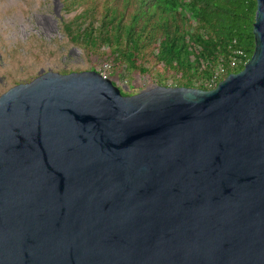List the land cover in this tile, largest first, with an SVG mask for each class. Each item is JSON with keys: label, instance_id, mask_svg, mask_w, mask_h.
<instances>
[{"label": "water", "instance_id": "obj_1", "mask_svg": "<svg viewBox=\"0 0 264 264\" xmlns=\"http://www.w3.org/2000/svg\"><path fill=\"white\" fill-rule=\"evenodd\" d=\"M253 33L210 89L42 69L2 92L0 264H264V0Z\"/></svg>", "mask_w": 264, "mask_h": 264}, {"label": "trees", "instance_id": "obj_2", "mask_svg": "<svg viewBox=\"0 0 264 264\" xmlns=\"http://www.w3.org/2000/svg\"><path fill=\"white\" fill-rule=\"evenodd\" d=\"M61 1L70 14L60 22L65 37L122 76L210 89L205 80L218 67L225 70L219 82L241 70L255 47L257 0Z\"/></svg>", "mask_w": 264, "mask_h": 264}, {"label": "rangeland", "instance_id": "obj_3", "mask_svg": "<svg viewBox=\"0 0 264 264\" xmlns=\"http://www.w3.org/2000/svg\"><path fill=\"white\" fill-rule=\"evenodd\" d=\"M62 7L61 0H0V93L31 80L40 69L101 72L105 62L96 55L83 57L82 50L62 33L61 19L70 15ZM40 13L53 14L55 25L40 23ZM108 73L126 95L157 83L155 78L122 76L115 68H109Z\"/></svg>", "mask_w": 264, "mask_h": 264}, {"label": "built area", "instance_id": "obj_4", "mask_svg": "<svg viewBox=\"0 0 264 264\" xmlns=\"http://www.w3.org/2000/svg\"><path fill=\"white\" fill-rule=\"evenodd\" d=\"M237 61V58L234 57L231 61V65H235ZM110 68V64L105 62L103 64V67L101 68V73L103 76L108 77V69ZM224 68L222 66L218 67L214 73L205 80L206 86L209 88H214L218 84L219 76L224 72Z\"/></svg>", "mask_w": 264, "mask_h": 264}, {"label": "bare ground", "instance_id": "obj_5", "mask_svg": "<svg viewBox=\"0 0 264 264\" xmlns=\"http://www.w3.org/2000/svg\"><path fill=\"white\" fill-rule=\"evenodd\" d=\"M38 19H39V21H40V23H42L43 25H45V26H54L55 25V18H54V16H53V14H50V13H47V14H44V13H40L39 15H38ZM26 22V21H25ZM22 24H23V22H22ZM33 24V23H32ZM24 25H26V24H24ZM25 28V27H24ZM34 28V27H33ZM32 28V29H33ZM25 31V30H24ZM44 33V32H43ZM23 35V34H22Z\"/></svg>", "mask_w": 264, "mask_h": 264}, {"label": "flooded vegetation", "instance_id": "obj_6", "mask_svg": "<svg viewBox=\"0 0 264 264\" xmlns=\"http://www.w3.org/2000/svg\"><path fill=\"white\" fill-rule=\"evenodd\" d=\"M55 22H56V19H55ZM41 70H42V69H40L39 72H40ZM37 75H38V74H37ZM24 82H25V81H24ZM18 83H19V82H18ZM15 84H16V83H15ZM10 87H11V86H10ZM8 88H9V87H8ZM8 88H7V89H8ZM7 89H6V90H7ZM4 91H5V90H4ZM4 91H2V92H4ZM2 92H1V93H2ZM1 93H0V94H1Z\"/></svg>", "mask_w": 264, "mask_h": 264}]
</instances>
